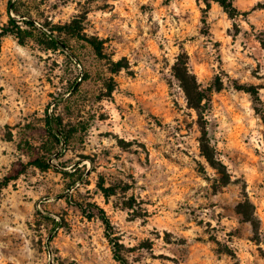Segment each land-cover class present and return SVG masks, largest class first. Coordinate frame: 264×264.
<instances>
[{
	"label": "rangeland",
	"instance_id": "rangeland-1",
	"mask_svg": "<svg viewBox=\"0 0 264 264\" xmlns=\"http://www.w3.org/2000/svg\"><path fill=\"white\" fill-rule=\"evenodd\" d=\"M232 1L241 15L215 0H0V34L11 17L27 30L0 37V264H120L103 212L129 264H264V0ZM80 15L105 58L69 34ZM184 52L203 88L224 81L205 114L223 173L174 77Z\"/></svg>",
	"mask_w": 264,
	"mask_h": 264
},
{
	"label": "trees",
	"instance_id": "trees-1",
	"mask_svg": "<svg viewBox=\"0 0 264 264\" xmlns=\"http://www.w3.org/2000/svg\"><path fill=\"white\" fill-rule=\"evenodd\" d=\"M217 3H219L224 10L231 16L236 17L238 15H241L240 11L235 7L232 0H215ZM210 7V3H207ZM206 22V19H204ZM18 20H16L15 17L10 18V24L7 25L3 32L0 34V37L11 35L20 37V42L24 44L23 35L27 33L26 29H23L21 25H19ZM24 24L28 26L35 27V21L24 19L22 21ZM85 22L86 17L83 15L76 16L68 25L69 28V34L72 36L78 37L80 39L85 40L88 42L92 48L95 50L96 54L101 57L105 58V43L103 40H100L98 37L94 36H88L85 33ZM54 32V31H52ZM52 36L53 33H52ZM53 44H55V47H67V45L59 40L58 38L52 39ZM264 46V42H263ZM51 49V48H50ZM189 55L184 52L179 55L174 67V77L178 80L180 83L181 88L183 89L188 106L190 109H193L197 112L199 116L198 124L201 128V137L199 138L200 142V149L202 156L207 160V162L216 170L223 173L221 170L224 169V165L220 161V159L217 156L216 148L212 145L211 140L209 138V134L205 125L206 119L205 114L207 111H209L211 103H212V94L214 91H221L224 88V81L221 80L219 77H217L216 82L213 83L208 88H203L202 85L199 83L198 78L195 74H193L189 69ZM115 71H120L121 69L125 68L123 61L118 62H112ZM243 90H247L248 92H251L252 94H256V89L254 87H238ZM46 125L49 133L54 134L56 140L59 143H62V139L59 136L63 130V123L59 120V118H49L46 120ZM37 166L40 168H49V166L42 161H37ZM17 178V177H16ZM15 178V179H16ZM230 182V177L228 175H224V184H228ZM102 190L106 193V196H110L113 189L111 188H105L102 186ZM101 219L103 223L106 226V237L109 239L110 244L113 247L114 250V257L117 262L120 264H129L126 259L121 255L120 247L121 245L116 242V238L112 237L113 235L110 233L111 230V222L103 212ZM247 221L250 219H246Z\"/></svg>",
	"mask_w": 264,
	"mask_h": 264
}]
</instances>
